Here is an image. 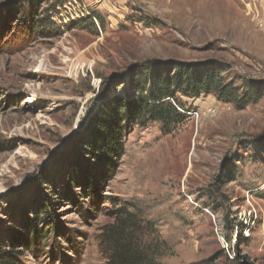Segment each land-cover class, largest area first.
<instances>
[{"label":"rangeland","instance_id":"obj_1","mask_svg":"<svg viewBox=\"0 0 264 264\" xmlns=\"http://www.w3.org/2000/svg\"><path fill=\"white\" fill-rule=\"evenodd\" d=\"M20 1L0 0V250L24 241L19 264H105L97 236L125 211L166 243L161 264H264V96L243 109L177 96L187 116L173 133L132 125L103 151L115 97L137 96L134 65L264 82V0H67L40 32L17 19Z\"/></svg>","mask_w":264,"mask_h":264},{"label":"trees","instance_id":"obj_2","mask_svg":"<svg viewBox=\"0 0 264 264\" xmlns=\"http://www.w3.org/2000/svg\"><path fill=\"white\" fill-rule=\"evenodd\" d=\"M66 1L21 0L19 3L25 2L28 5V16L17 19L25 29L33 32H40L38 29L53 30L56 26L53 19L57 14L54 11ZM42 5L47 6L42 8ZM40 8L43 10L40 11ZM94 18L100 21L96 13ZM128 74V86L137 96L129 99L121 95L114 99L123 112L120 113L113 132L103 142V151L108 157L110 150H114L113 146L121 147V140L132 125L153 122L162 126L164 134L173 133L187 116L177 96L196 99L212 95L218 101L231 104L237 109L255 105L264 96V82L252 81L244 87L237 86L233 81H226L222 76L223 71L213 64L151 60L132 66ZM107 83L105 80L103 86ZM113 84L121 86L122 79L112 77L111 85ZM245 148L247 147L244 146ZM119 156L117 154L114 157ZM149 226L138 215L136 217L125 211L117 212L114 222L103 226L97 236L98 250L105 264H161L162 258L167 254V245L157 239H148L151 234ZM234 227L241 231L246 226L233 219L230 222L231 231ZM19 244L21 245L17 246V243L11 241L9 250H0V264H19L23 253L17 249L28 248V243L22 241ZM227 264L239 263L227 261Z\"/></svg>","mask_w":264,"mask_h":264},{"label":"built area","instance_id":"obj_3","mask_svg":"<svg viewBox=\"0 0 264 264\" xmlns=\"http://www.w3.org/2000/svg\"><path fill=\"white\" fill-rule=\"evenodd\" d=\"M94 20V19H93ZM95 22H96V20H94ZM208 213V212H207ZM209 214V213H208ZM250 219H241V222H239V223H242L243 225H245L246 227H247V225H248V221H249Z\"/></svg>","mask_w":264,"mask_h":264},{"label":"water","instance_id":"obj_4","mask_svg":"<svg viewBox=\"0 0 264 264\" xmlns=\"http://www.w3.org/2000/svg\"><path fill=\"white\" fill-rule=\"evenodd\" d=\"M117 78V77H116ZM112 81V80H111Z\"/></svg>","mask_w":264,"mask_h":264},{"label":"bare ground","instance_id":"obj_5","mask_svg":"<svg viewBox=\"0 0 264 264\" xmlns=\"http://www.w3.org/2000/svg\"><path fill=\"white\" fill-rule=\"evenodd\" d=\"M222 1V0H221Z\"/></svg>","mask_w":264,"mask_h":264}]
</instances>
